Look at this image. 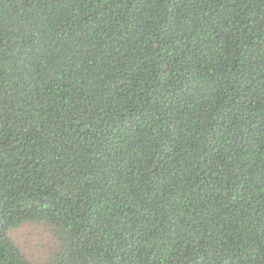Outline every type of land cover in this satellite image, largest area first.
<instances>
[{
	"label": "trees",
	"instance_id": "1",
	"mask_svg": "<svg viewBox=\"0 0 264 264\" xmlns=\"http://www.w3.org/2000/svg\"><path fill=\"white\" fill-rule=\"evenodd\" d=\"M0 264H264V0H0Z\"/></svg>",
	"mask_w": 264,
	"mask_h": 264
},
{
	"label": "rangeland",
	"instance_id": "2",
	"mask_svg": "<svg viewBox=\"0 0 264 264\" xmlns=\"http://www.w3.org/2000/svg\"><path fill=\"white\" fill-rule=\"evenodd\" d=\"M13 237L23 246L31 260L39 262L44 258L48 246V237L40 226H22L14 232Z\"/></svg>",
	"mask_w": 264,
	"mask_h": 264
}]
</instances>
